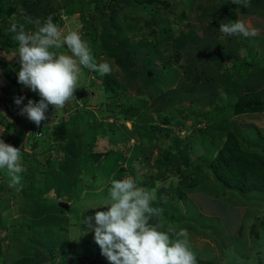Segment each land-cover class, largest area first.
Segmentation results:
<instances>
[{"label": "trees", "instance_id": "obj_1", "mask_svg": "<svg viewBox=\"0 0 264 264\" xmlns=\"http://www.w3.org/2000/svg\"><path fill=\"white\" fill-rule=\"evenodd\" d=\"M156 3L170 6L167 0H0L1 50L18 47L13 39L15 34L9 31V22L23 24L25 31H34L36 25L27 23L26 18L43 22L51 16L59 27L64 14L80 13L85 28L82 39L93 58L101 49L112 68L110 74L101 76L96 71V75H91L90 87L102 89L110 102L121 101L119 113L111 109L117 121H98L93 112L90 116L77 113L71 120L61 118L51 132L53 140L61 144L57 150L63 152L62 159L53 158L51 150L45 159L44 154H32L33 163L30 159L26 171L19 174L18 189L8 188L11 193L21 195L33 211L28 233L23 226L14 229V235L28 245V250L25 248L23 252L18 244L17 250L25 255L14 264H43L45 260L50 264L56 260L60 264H82L81 257L67 260L68 246L62 248L52 235L58 228L63 229L57 214L66 213L57 200L78 181L81 183L84 161H93L97 167L104 157L101 169L115 155L125 161L126 165L118 160V165L111 168L112 180L134 174L135 180L141 182L140 188L152 195L151 206L160 210L159 216L151 218L149 223L163 225L162 231H166L162 219L168 214L183 221V228L194 222L202 225V229L207 226L211 216L189 199L196 190L206 189L203 192L213 196L216 191L213 185L217 183L221 193L234 194L233 198L239 195L256 199L255 194L264 193V140L249 134L245 137L256 140L255 147H243V131L238 127L233 129L230 120L232 115L264 112V33L244 37L219 31L222 21L233 22L250 14L264 17V0H249L247 8L233 0L202 3L181 0L185 10L179 16L182 21L178 26L182 30L178 35V29ZM196 7V18L202 22L204 36L185 22L189 18L186 9ZM15 13L18 14L13 17ZM213 53H219L221 59L210 62ZM0 63L18 82L16 71L8 63ZM17 66L20 69V64ZM150 71L152 75L148 74ZM132 89L135 96L128 94ZM13 95L11 105L15 103ZM183 102L191 103L189 110L177 105ZM195 114L197 118L189 127L191 134H173L175 128L171 126L186 127L188 119H193ZM0 123L10 130L7 134L12 144L20 143L23 132L12 137V130L18 131L16 124L11 119ZM99 137L108 138L117 149L95 150ZM132 139L136 141L132 153L125 157L119 147ZM137 163L146 168L149 177L140 179ZM0 171L9 177L7 170ZM157 182L163 183L162 186L157 187ZM174 202H182L187 211L183 214V207L178 209ZM5 204L6 199L0 205V212ZM9 216L8 210L0 214V233L6 229ZM257 221L251 223L252 238L256 237ZM196 261L214 264L198 257Z\"/></svg>", "mask_w": 264, "mask_h": 264}, {"label": "rangeland", "instance_id": "obj_2", "mask_svg": "<svg viewBox=\"0 0 264 264\" xmlns=\"http://www.w3.org/2000/svg\"><path fill=\"white\" fill-rule=\"evenodd\" d=\"M167 1L170 4L168 7L158 3H156V6L160 9V11L167 14V18L170 22H172V26L178 29L176 30L178 35V32L182 30L179 29L178 26V22L182 21L179 16L181 15L182 11L185 10V7L181 5V0ZM204 1L205 0H198L199 3ZM186 12L188 13L189 18H186L185 22L191 23V28L199 35L204 36V29L201 24L202 22L196 18L197 7L194 10L186 9ZM17 14L18 13H15L13 17ZM141 15L143 16L144 13L142 12ZM62 18L63 23L61 26H59V29L63 34H67L70 31H76L80 34L81 38H83L85 28L80 13H72L70 15L64 14ZM240 20L243 21L246 26L249 27V29L255 28L260 34L264 33L263 16L251 14L247 16L243 15L240 17ZM185 24L186 23H184V25ZM8 25L11 26V22H9ZM188 30L189 29H187V31ZM93 50L94 48L92 51ZM60 51L65 54H70L66 47L60 49ZM16 53L17 49H0V61L2 63H8L9 66H11L13 70L16 71L15 77H18L20 69L17 66L19 63L18 57H15ZM106 57H108L106 53L99 49V55L93 59L95 63L100 64L103 62H108L106 61ZM220 59L221 56L219 53H213L209 58L210 62H217ZM118 68L119 67L117 66V69ZM150 72L152 73V71ZM150 72H148V74H150ZM93 74L96 75V71L82 67V74L80 75L76 86L77 90L73 95L74 99L72 100L71 98L68 102H66L63 108L60 109H55L53 106L49 105V108L46 111L48 121L46 123L41 122L40 126H37L34 122L30 121L26 115L15 113V111L18 110V112H20V109L25 104H27L28 99L38 102L41 97L39 96L38 92H33L30 88L25 87L23 84L15 81V79L10 78L11 76L5 71V68L0 63V114L2 115L0 122L11 119L16 124V129L19 131L12 130L13 139V134L19 135V132L23 131V134L20 138V143H15V141H13V144L11 143L13 146L20 148V162L23 167L22 172L26 171L28 168L30 163L29 160L32 158V154H44L43 158L45 159V155L47 156L48 151L51 150L53 158L58 157L59 160L62 159L64 155L63 152L61 150L58 152L57 150L58 147H61V144L58 141L53 140L51 132L53 126L59 123L61 118L65 120H71V118L77 113L89 114L90 116V113L93 112L98 121L118 120V118L113 116L111 109L119 113L121 111V105L119 102L121 101L118 103H114L112 101L110 102V99H108L107 95L102 89L95 86L90 87V82L92 79L91 75ZM7 92L9 94H6ZM128 94L132 96L136 95L134 89L130 90ZM12 95L14 100L16 97H24L22 104H9L12 102ZM137 97L138 96H136V98ZM190 104V102L177 103L179 107H185V109L188 110L189 106H191ZM196 110L199 112L198 108H196ZM195 118H197L196 114L193 116V119H188V125L186 127L176 125L171 126L172 128H175L173 129V134L179 133L182 136L191 134L192 129H189V127L193 125ZM230 120L231 126L234 127L233 129L238 127L241 132L243 131V147L247 149H252L255 147L256 140L247 139L245 137L249 134L257 135L258 137H261V140H264V112H251L240 115H232ZM23 121L27 123H24V127L20 125V123ZM93 121L94 119L92 118V122ZM126 124L131 126V122H127ZM24 129L30 132L29 136L26 137ZM40 131L43 132L42 136L38 135ZM8 132H10V130L5 129L3 125L0 124V138H3L1 137L2 133L5 134L4 136L6 138H3V141L9 144L8 141L10 138L8 137ZM35 141L39 142V146L32 150L31 146ZM135 142L136 141L132 139L127 145H121L119 147L120 153H122L125 157H129L132 153V148ZM111 148L117 149L114 144L109 142L108 138H98L95 150L105 152ZM27 154H30V156ZM32 159L31 162L33 163ZM118 160H120V164L126 165L125 161L122 162L118 155H115L112 160H108L105 163L103 169H101L103 164L101 168H99L98 164L97 167H95L93 161H84L81 168V183L78 181L73 185V188L70 189L69 192H64L63 196L57 200V204L59 203V200L68 202L70 204V209L66 210V213L57 214L63 229L58 228L57 233L52 236L56 242H60L62 248L68 246L69 255L67 260L70 262L78 257H81L82 264H110L106 257L101 255L100 247L94 240V230H88V225L82 221H84L88 216H94L96 211L107 210L106 207H91H97L104 204L105 200L108 198V188L111 186V182L113 181V173H111V168L114 165H118ZM136 169L140 179L149 177V173H147L146 168L142 167L140 163H137ZM127 177L133 178L137 187H140L141 182H139V184L135 180L134 174H127L123 177V179ZM9 182L10 178L4 176V174L0 171V205L4 199H6V204L2 209L4 211L0 212V214L4 215L7 210L10 212V216L8 217L10 218L9 223L7 224L6 229L2 230L0 233L1 240L3 238V240L0 242V264H14L16 260L25 255L20 253L17 248L20 245V250L24 252L25 248L28 250V245L25 243V240L18 239V237H16L13 232L18 226H23V229L28 233V223L30 222V219H33V211L31 210L30 206L23 201L21 195H15V193H11L8 190ZM157 184V187H160L163 183L157 182ZM17 187L18 186L15 188ZM77 187L80 189H78L76 192L77 194L74 197H71L72 193L75 192ZM213 187L216 190L213 194L214 204H212V206H205L203 210L211 217H215L216 215L217 217L208 219L207 226L202 229V225L198 226V222H194V224L190 225L189 228H183V221H177L175 218H172L171 214H168L162 219L164 229L167 231L168 227L172 226V224L174 226L172 227L175 230L178 229L179 231L180 229H186L189 233V246L194 252L195 256L201 259L213 261L214 264H264V193L255 194V196L258 197L256 199H248L239 195L233 198L234 194L224 195L221 193L220 189L222 188L217 183H215ZM203 191H206V189L196 190L198 194H205ZM189 199L191 198L189 197ZM199 201H201V198ZM202 202L205 205L208 204L205 200ZM176 204L179 205L178 209L183 207V214L187 211L186 206L182 202H174V205ZM240 204H246V208L238 206ZM195 205H197L200 209L202 207L199 203H196ZM229 207H231V209L226 210L225 214H222L221 210L227 209ZM245 212L246 214L244 215ZM254 220L258 221L254 228L256 231V237L252 238L250 229L251 223ZM11 222L15 223L13 224ZM189 222L190 221L187 223ZM202 230H204L203 232L205 233H210L213 237L212 239L217 241V243L212 239L209 241H198L205 240L203 237L199 236L200 234H203L201 233ZM42 233L47 234L48 232ZM169 235L172 236L173 239L176 238L171 233ZM207 241L216 247V255H212V252L215 254V249L214 247L210 246ZM96 259H99L102 262H95ZM43 264H50V262L45 260ZM55 264L60 263L56 260Z\"/></svg>", "mask_w": 264, "mask_h": 264}, {"label": "clouds", "instance_id": "obj_3", "mask_svg": "<svg viewBox=\"0 0 264 264\" xmlns=\"http://www.w3.org/2000/svg\"><path fill=\"white\" fill-rule=\"evenodd\" d=\"M233 2L249 7V0ZM26 20L36 25L34 31H25L24 25L17 23H12L9 31L15 34L13 39L18 42L15 56L21 66L18 82L38 92L41 97L38 102L28 99L20 114L40 126L47 119L49 105L60 109L73 97L82 67L98 71L101 76L110 74L112 68L108 62L95 63L80 34L76 31L63 34L51 16L43 22L31 18ZM219 31L226 35L242 34L244 37L259 35L257 29H249L241 20L222 21ZM65 47L70 54L60 51ZM23 100L24 97H16L14 102L21 105ZM24 132L26 135L29 131ZM40 133L42 131L38 135ZM20 161V148L0 139V169L7 170L10 177L8 186L11 188L21 183L19 174L23 167ZM152 199V195L137 187L131 177L111 182L104 204L91 207H106L107 210L96 211L94 216L82 221L88 225V230H94V240L100 247L101 255L110 264H197L186 229L177 232L169 226L167 231H162L163 225L149 223L151 218L160 214L158 208L151 206ZM170 233L176 238L173 239Z\"/></svg>", "mask_w": 264, "mask_h": 264}, {"label": "crops", "instance_id": "obj_4", "mask_svg": "<svg viewBox=\"0 0 264 264\" xmlns=\"http://www.w3.org/2000/svg\"><path fill=\"white\" fill-rule=\"evenodd\" d=\"M11 78V77H10ZM11 92V91H10ZM18 114H20V112L18 113ZM4 121V120H3ZM48 120L46 119V120H44V121H42V123H46ZM23 125H22V124ZM20 123V125L22 126V127H24V123H26L25 121H23V122H21ZM1 124V123H0ZM27 124V123H26ZM3 125V124H2ZM17 130V129H16ZM24 130H26V129H24ZM19 131V130H18ZM21 132H23V131H21ZM41 132V131H40ZM42 134H43V132H42ZM19 138H21V137H19ZM190 200L194 203V204H196V203H199V204H201V209H202V211L206 214V215H208L204 210H203V208L205 207V206H212V204H214V202H213V198H214V196H212V194H207V193H205V194H203V193H201V194H198L197 192H194V193H192L191 195H190ZM201 198V201H199V199ZM203 200H205L208 204L207 205H205L202 201ZM203 204V205H202ZM238 206H240V207H242V208H246V204L245 205H242V204H240V205H238ZM215 208H217V207H215ZM229 209H231V207H229V208H227V209H222L221 210V212H222V214H225V212H226V210H229ZM247 212V211H246ZM246 212L244 213V215L246 214ZM219 215H221V214H219ZM243 215V216H244ZM208 216H210V215H208ZM215 217H217V215L215 216ZM215 217H211V218H215ZM178 229H176V231H177ZM200 237H203L205 240H198V241H206V240H210V239H212L213 237H212V235L210 234V233H208V235H204V234H200L199 235ZM208 238V239H206V238ZM213 240V239H212ZM207 241V242H208ZM214 242H216L217 243V241H215V240H213ZM209 243V245L210 246H212V247H214V249H215V254H213V252H212V255H216V251H217V249H216V247L215 246H213L210 242H208ZM200 245V244H199ZM206 260V259H205Z\"/></svg>", "mask_w": 264, "mask_h": 264}, {"label": "water", "instance_id": "obj_5", "mask_svg": "<svg viewBox=\"0 0 264 264\" xmlns=\"http://www.w3.org/2000/svg\"><path fill=\"white\" fill-rule=\"evenodd\" d=\"M153 73L150 72V75H152ZM39 146V143L37 141L33 142L32 145V149H36ZM105 158H101V160L98 162V167L101 168L103 162H104ZM59 206L64 208L65 210H69L70 209V204L66 201H60L59 202Z\"/></svg>", "mask_w": 264, "mask_h": 264}, {"label": "built area", "instance_id": "obj_6", "mask_svg": "<svg viewBox=\"0 0 264 264\" xmlns=\"http://www.w3.org/2000/svg\"><path fill=\"white\" fill-rule=\"evenodd\" d=\"M29 134H30V132H26V137H27V136H29ZM41 134H42V133H40L39 135H41ZM1 137H3V138H6V137L4 136V134H3V133L1 134ZM3 138H0V139H3ZM3 140H4V139H3ZM8 142H9V144H11V143H12V141H11V140H9ZM11 145H12V144H11Z\"/></svg>", "mask_w": 264, "mask_h": 264}]
</instances>
